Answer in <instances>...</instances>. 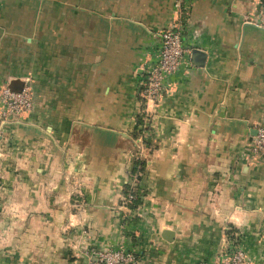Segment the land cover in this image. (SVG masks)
Listing matches in <instances>:
<instances>
[{
    "label": "crops",
    "instance_id": "obj_1",
    "mask_svg": "<svg viewBox=\"0 0 264 264\" xmlns=\"http://www.w3.org/2000/svg\"><path fill=\"white\" fill-rule=\"evenodd\" d=\"M259 1L183 0L192 67L141 128L140 66L178 0H0V88L34 97L0 121V264H85L118 244L138 264H215L227 230L264 264V159L251 154L264 29L245 22Z\"/></svg>",
    "mask_w": 264,
    "mask_h": 264
},
{
    "label": "built area",
    "instance_id": "obj_2",
    "mask_svg": "<svg viewBox=\"0 0 264 264\" xmlns=\"http://www.w3.org/2000/svg\"><path fill=\"white\" fill-rule=\"evenodd\" d=\"M182 3L183 0H178L175 20L160 31L156 54L140 66L142 78L139 94L143 103L142 118L145 122L141 128L147 126L150 107H154L170 87V78L184 67H192L191 49L185 43L186 29L183 21L187 8H183ZM245 22L264 28V0L259 1L255 16H247ZM33 107V90L29 84L20 90H13L7 86L0 88L1 122L9 123L17 120L22 115L31 112ZM252 140V158L264 159V125L257 129ZM133 198L134 195L130 194L129 199ZM138 262L139 258L135 250L125 244H118L91 251L85 264H138ZM215 264H246L245 251L235 242L226 253L218 258Z\"/></svg>",
    "mask_w": 264,
    "mask_h": 264
},
{
    "label": "rangeland",
    "instance_id": "obj_3",
    "mask_svg": "<svg viewBox=\"0 0 264 264\" xmlns=\"http://www.w3.org/2000/svg\"><path fill=\"white\" fill-rule=\"evenodd\" d=\"M0 189L2 190L3 189V186L0 187ZM226 232H227V234H225V238L229 239V241H230V238H232V240H231L232 242H242V243L243 242H247V235L245 236V232L244 231H240V230H235V231H233V230H227ZM233 234H234V236H233ZM246 234H248V233L246 232ZM256 236L259 237L258 235H256ZM246 264H247V255H246Z\"/></svg>",
    "mask_w": 264,
    "mask_h": 264
},
{
    "label": "trees",
    "instance_id": "obj_4",
    "mask_svg": "<svg viewBox=\"0 0 264 264\" xmlns=\"http://www.w3.org/2000/svg\"><path fill=\"white\" fill-rule=\"evenodd\" d=\"M145 162H142V161H140V162H137L136 161V163H135V166H134V169H133V174L134 173H137V172H139V171H144V169H145ZM136 200V201H135ZM133 201H135V203L137 202V199L136 198H134V200Z\"/></svg>",
    "mask_w": 264,
    "mask_h": 264
},
{
    "label": "water",
    "instance_id": "obj_5",
    "mask_svg": "<svg viewBox=\"0 0 264 264\" xmlns=\"http://www.w3.org/2000/svg\"><path fill=\"white\" fill-rule=\"evenodd\" d=\"M249 25H252V26H254V27L258 28V29H264V28H259V27L255 26L253 24H249ZM193 54H195V56H197V55H201V52H199L198 50H194ZM170 235H171V232H168L167 235H166L167 236L166 238L170 239V237H169Z\"/></svg>",
    "mask_w": 264,
    "mask_h": 264
}]
</instances>
